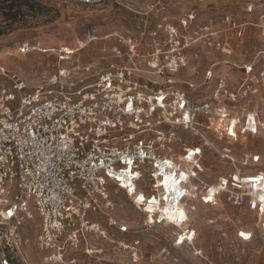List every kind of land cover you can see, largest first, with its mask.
I'll use <instances>...</instances> for the list:
<instances>
[{"label": "built area", "instance_id": "1", "mask_svg": "<svg viewBox=\"0 0 264 264\" xmlns=\"http://www.w3.org/2000/svg\"><path fill=\"white\" fill-rule=\"evenodd\" d=\"M72 1L85 6L101 2ZM224 21L238 37L243 35V25L229 16ZM188 28L187 19L172 24L164 16L148 31L158 40L152 68L184 67L182 51L193 42L224 49L213 26ZM259 28L264 36V14ZM126 43L132 50L137 46L132 38ZM30 50L39 48L19 47L20 53ZM243 69L241 81L216 76L209 96L194 99L182 89L138 79L131 67L100 73L73 89L62 79L68 71L61 70L48 85L26 90L19 77L0 66V264H17L29 242L21 230L35 218L45 262H62L89 236L129 250L136 261L137 240L115 238L90 219L91 213L115 209L110 186L145 216V225L175 229L174 246H193L197 233L190 212L196 199L244 207L257 215L264 231V169L241 170L230 150L221 153L218 146L264 131V109L254 103L264 91V68L253 71L248 64ZM211 76L207 72L206 79ZM205 148L231 166L214 182L203 178ZM258 161V155L252 156V164ZM108 224L127 231L115 220ZM238 237L248 238L241 231Z\"/></svg>", "mask_w": 264, "mask_h": 264}, {"label": "rangeland", "instance_id": "2", "mask_svg": "<svg viewBox=\"0 0 264 264\" xmlns=\"http://www.w3.org/2000/svg\"><path fill=\"white\" fill-rule=\"evenodd\" d=\"M263 14L264 0H101L91 6L72 0H0V52H5L0 55V66L19 77L26 90L48 85L61 70L68 71L62 79L68 89H73L92 82L100 73L131 67L138 79L154 87L178 88L194 99H204L216 76L237 83L244 78L245 65L251 64L253 71L264 68V36L259 28ZM164 16L172 24L185 18L189 28L213 26L224 49L193 42L182 51L186 58L184 67L152 68L151 53L158 47V40L147 33ZM225 16L243 25L242 36L238 37L224 21ZM128 38L137 44L133 50L126 43ZM23 45L39 46V50L20 53L18 49ZM207 72L212 74L208 80ZM254 103L264 109V91L254 98ZM218 146L221 153L222 148L230 150L241 170L264 169V131L241 137L232 145L220 142ZM254 155L259 156L256 164L251 163ZM202 157L206 168L203 178L207 182H214L218 175L231 170L228 160L213 150L205 148ZM109 193L115 209L91 213L90 219L98 221L115 238L137 240L136 261L129 250L89 236L76 249L68 250L62 262H45L47 253L38 246L35 218L21 230L29 242L19 251L16 263L264 264V231L257 215L244 207L209 205L196 199L190 212L197 233L193 246H174L175 229L145 225V216L121 191L110 186ZM220 204L221 210L217 208ZM109 219L126 226L127 231L118 232L117 226L108 224ZM239 231L248 238H239Z\"/></svg>", "mask_w": 264, "mask_h": 264}, {"label": "bare ground", "instance_id": "3", "mask_svg": "<svg viewBox=\"0 0 264 264\" xmlns=\"http://www.w3.org/2000/svg\"><path fill=\"white\" fill-rule=\"evenodd\" d=\"M39 46H36V48H38ZM51 48H49L48 50H50ZM18 51H19V49H18ZM2 54H5V52L4 53H1L0 52V55H2ZM242 141V143H244V139L243 140H241ZM219 210H221L222 209V205L220 204V205H218V207H217ZM215 210V209H214ZM241 233L242 234H244V232L243 231H241ZM245 235V234H244ZM244 235H242V236H244ZM245 237V236H244ZM91 252H92V250H90Z\"/></svg>", "mask_w": 264, "mask_h": 264}, {"label": "snow or ice", "instance_id": "4", "mask_svg": "<svg viewBox=\"0 0 264 264\" xmlns=\"http://www.w3.org/2000/svg\"><path fill=\"white\" fill-rule=\"evenodd\" d=\"M8 214H9V216H11V215H12L11 211H9V213H8ZM242 235H244V234H242ZM245 238H247V237H245Z\"/></svg>", "mask_w": 264, "mask_h": 264}]
</instances>
